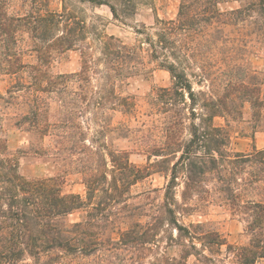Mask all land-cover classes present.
I'll use <instances>...</instances> for the list:
<instances>
[{
	"label": "trees",
	"instance_id": "16d2710c",
	"mask_svg": "<svg viewBox=\"0 0 264 264\" xmlns=\"http://www.w3.org/2000/svg\"><path fill=\"white\" fill-rule=\"evenodd\" d=\"M11 0H0V73L17 75L27 64L21 42L28 34L37 63L31 81L19 80L8 90L9 103L23 104L16 125L56 137L53 155L82 174L86 197L63 193L56 178L28 179L19 161L0 137V264H257L264 260V149L230 150L231 134L217 117H238V101L254 108L255 121L264 115V80L254 86L227 73L224 91L214 88L219 63L238 50L233 26L255 12V33L264 44V0H235L241 6L222 9L227 0H181L172 19L156 18L155 26L137 29L138 44L116 35L95 34L66 6L12 14ZM109 6L115 19L137 12V0H83ZM235 30L238 27L234 28ZM79 50V71H51L57 54ZM150 58L166 69L171 87L152 96L162 120L154 126L160 138L149 147L162 157L139 166L128 151L110 148L113 114L135 116L138 103L125 94L130 79ZM231 61V60H230ZM196 69V70H194ZM210 82L211 90H196ZM23 92V95H20ZM56 98L53 120L46 96ZM20 98H24L21 101ZM117 130V128H116ZM158 169V170H156ZM154 171H166L164 198L147 209L132 206L133 186ZM181 187L180 197H177ZM230 205L247 224L250 240L229 243L208 222L184 218L216 201ZM85 209L78 221L69 215ZM176 247L175 254L169 248Z\"/></svg>",
	"mask_w": 264,
	"mask_h": 264
},
{
	"label": "rangeland",
	"instance_id": "374dc122",
	"mask_svg": "<svg viewBox=\"0 0 264 264\" xmlns=\"http://www.w3.org/2000/svg\"><path fill=\"white\" fill-rule=\"evenodd\" d=\"M181 0H137V12L124 19L125 24L114 18L109 6L97 5L90 1L83 0H11L9 11L12 14L25 13L29 10L49 8L50 10H62L64 6L75 12L88 24L89 39L95 42V34L116 35L128 44H138L143 35L137 33L145 26H155L156 18L172 19L178 14ZM241 2L227 0L221 4L222 9L228 10L238 8ZM246 22L239 26H233L234 35L239 30L236 45L238 50L230 53V60L219 63L222 66L223 74L217 79L214 88L219 93L224 91L227 76L231 74L235 80L245 82L254 86L255 76L257 80H264V44L259 41L255 33V12L252 13ZM238 27L237 30L234 28ZM25 40L21 42L22 58L27 67L19 74L10 75L0 73V96L8 99V90L19 80L31 81V66L37 63V57L31 51L30 38L28 34L23 35ZM82 57L79 50H68L65 53L57 54L51 64V71L58 73H72L80 70ZM196 70V69H194ZM199 77H192L196 90L210 91V82H199ZM173 79L170 73L160 67L156 61L150 58L141 65V71L133 76L125 88V94L132 95L138 103L135 116L118 111L113 114L112 126L114 131L108 134L106 140L110 148L128 151L130 160L139 166L155 162L162 157L151 156L149 147L159 142L157 132L153 131L154 126L159 124L163 118L162 114L153 113L151 104L152 96L156 95L160 88L171 87ZM264 88V83H263ZM24 93L21 92L20 95ZM21 101L24 98H20ZM46 104L50 108L53 120L59 111V102L56 98L46 96ZM238 117L232 118L229 115L217 117L215 122L227 127L231 134L230 150L234 153H250L257 149H264V115L256 122L254 116L255 108L245 100L238 101ZM24 111L23 104L9 103L0 98V137L5 138L8 143L9 153L19 161V170L28 179L56 178L63 193H78L86 197V187L82 181V174L76 171L73 166L66 165L53 155L56 137L53 134L40 138L39 134L25 127H18L16 120L19 114ZM117 128V130H116ZM158 170V169H156ZM168 182L166 171H154L133 186L129 195V202L132 206L147 209L155 206L164 198L165 186ZM177 197H180L179 187ZM192 215L184 218L189 222H208L210 226L218 229L229 241L235 245L247 244L250 235L247 231V224L242 216L235 214L229 204L220 200L209 206L200 205ZM85 209H79L69 215L70 221H78L84 215ZM176 247L169 248V253L175 254ZM81 264H88L84 259L78 261ZM257 264H264L260 260Z\"/></svg>",
	"mask_w": 264,
	"mask_h": 264
}]
</instances>
